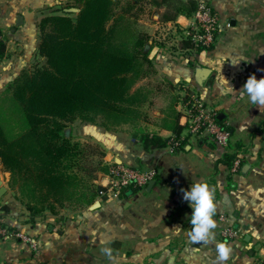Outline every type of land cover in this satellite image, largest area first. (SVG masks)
Instances as JSON below:
<instances>
[{
	"label": "crops",
	"instance_id": "0c3cea01",
	"mask_svg": "<svg viewBox=\"0 0 264 264\" xmlns=\"http://www.w3.org/2000/svg\"><path fill=\"white\" fill-rule=\"evenodd\" d=\"M68 1L0 0L5 46V58L0 60V91L19 71L36 63L40 19ZM190 1L216 11L219 40L199 52L183 49L180 41L195 13L167 23L153 17L150 56L154 75L172 88L173 117L166 119L165 111H158L157 123L154 118L152 124H145L162 139L174 137L172 128L183 127L184 101L194 96L223 116V125L230 130L231 150H222L209 137L193 142L185 129L180 134L182 146L174 153L167 148L144 151L125 132L103 131L105 162L139 171L155 170L150 191L145 187L130 197L97 198L94 210L88 207L70 213L63 209L57 216L30 219L28 213L9 210L2 216L3 223L30 236L38 248L32 251L20 240L0 241V264H218L217 242L231 247L226 264H255L263 258L264 112L247 98L241 101L234 91L238 92L250 75L264 77V0ZM17 17L20 25L15 27ZM145 80L136 87L148 84ZM183 93L187 95L181 98ZM238 144L247 148L242 158L247 169L230 174L219 158L233 153ZM198 181L215 191L213 219L217 227L213 230L215 240L207 243L190 240L191 208L182 199L181 189L187 190ZM219 216L226 222H220ZM225 225L235 232L233 238H220ZM105 248L112 250L111 259L102 251Z\"/></svg>",
	"mask_w": 264,
	"mask_h": 264
},
{
	"label": "trees",
	"instance_id": "16d2710c",
	"mask_svg": "<svg viewBox=\"0 0 264 264\" xmlns=\"http://www.w3.org/2000/svg\"><path fill=\"white\" fill-rule=\"evenodd\" d=\"M144 4L155 8L162 23L176 22L198 9L190 0H69L39 21L36 55L43 62L19 71L0 93V166L30 219L57 216L72 204L87 208L105 191L95 184L105 152L73 140L71 132L66 135L74 123L104 130L128 125L144 151L166 148L169 139L138 126L148 121L142 107L150 103V94L136 85L155 74L151 36L137 28L134 14ZM180 46L206 50L194 48L189 37ZM4 50L0 44V60ZM216 122L230 132L223 120ZM184 129L175 125L174 138ZM246 152L238 144L233 153L221 154L219 162L230 168ZM138 190L121 188L118 197ZM0 226L6 227L2 216Z\"/></svg>",
	"mask_w": 264,
	"mask_h": 264
},
{
	"label": "built area",
	"instance_id": "2783aa9c",
	"mask_svg": "<svg viewBox=\"0 0 264 264\" xmlns=\"http://www.w3.org/2000/svg\"><path fill=\"white\" fill-rule=\"evenodd\" d=\"M218 14L205 4H200L194 15V21L184 30V37H189L194 48H209L219 40ZM4 43V32L0 30V44ZM216 113L208 109L200 99L191 96L183 104L182 126L187 132L191 141L197 142L203 137L211 138L219 148L224 151L231 150V136L227 130L222 129L216 122ZM182 146V139L170 138L166 146L170 153H174ZM244 154L238 155L230 167V174H238L242 167ZM156 177L155 170L139 171L135 168L125 167L122 164L109 163L107 165L106 183L101 187L105 191L100 193L99 199L113 198L119 196L121 188L133 186L139 189L145 188L147 184ZM219 221L226 222L223 216H219ZM220 238L231 239L235 232L224 226L219 232ZM20 240L28 245L32 251L37 250L38 244L28 235L15 231H9L0 226V240ZM255 264H264V256Z\"/></svg>",
	"mask_w": 264,
	"mask_h": 264
},
{
	"label": "rangeland",
	"instance_id": "374dc122",
	"mask_svg": "<svg viewBox=\"0 0 264 264\" xmlns=\"http://www.w3.org/2000/svg\"><path fill=\"white\" fill-rule=\"evenodd\" d=\"M66 3L56 5L53 9L50 10H60L64 7ZM164 8V7H163ZM161 9L160 13H163L165 9ZM72 12H77V10H71ZM155 8H152L149 5H143V9H141V12L134 11V14L136 18H138L137 22V28L141 31L147 32L148 34H152V31L154 30L155 26L153 22V17L155 16ZM154 15V16H153ZM35 62V61H34ZM43 62V59H39L36 61V63L41 64ZM33 63L32 65H34ZM31 65V67H32ZM29 65L27 66L26 70H31V67L28 68ZM148 81L145 80L144 83L148 82V84L143 85L148 91H149V101L150 103L144 104L142 107V112L146 115V122H149L152 124V120L154 119L153 122H156V112L158 111H165L167 114L166 119L173 117V108H172V102H173V94H172V88L171 90L168 88V84H165L164 82L160 81L158 77H156L154 74H151L148 78ZM143 83V84H144ZM3 91H0L2 93ZM191 92V91H190ZM187 94H182L181 98H184ZM191 95V94H190ZM150 119V121H149ZM157 123V122H156ZM139 130L144 128L145 130H152L150 126H147L145 123H139ZM125 127L124 129L122 127H118L116 129H111V130H104L98 125H92V124H82L79 125L78 122H76L73 126H70L69 129L71 130V137L73 140H76L77 142L80 143H88L92 144L95 146H98L100 150H103L106 152L105 144L104 141V136H101V132L103 131H112L113 133H117L118 130H120L122 133L118 135H122L124 132L127 133V135L131 138H133V132L135 129L131 126H123ZM127 128V129H126ZM147 128V129H146ZM69 129L66 130V135H69ZM97 129V130H96ZM110 147L109 141H108V148ZM106 155V154H105ZM105 156L102 158V166H100V169L96 172V177L97 180L95 181V184L98 186H101L102 184L106 183L105 176L107 174V163L105 162ZM95 161H98V159H95ZM0 182L1 186L6 188V192L0 197V216H5L7 213H5L2 209L7 208L8 212L9 210H16L18 213L17 214H27L24 206L21 204L19 198H18V193L16 191V188L10 187L9 185V174L6 172H3V169L0 166ZM94 202L93 204H95ZM92 204V205H93ZM91 205V206H92ZM89 206V208L91 207ZM88 208V207H87ZM66 212H75V211H81L85 209V206L83 207H76L73 204L72 205H67L64 207ZM47 216V215H46ZM29 218V216H28ZM7 230L8 227H5ZM13 231V230H9ZM3 241V240H0Z\"/></svg>",
	"mask_w": 264,
	"mask_h": 264
},
{
	"label": "clouds",
	"instance_id": "9594fccd",
	"mask_svg": "<svg viewBox=\"0 0 264 264\" xmlns=\"http://www.w3.org/2000/svg\"><path fill=\"white\" fill-rule=\"evenodd\" d=\"M223 64V63H222ZM236 64V63H235ZM241 101H247L264 112V77L257 79L250 75L238 92H235ZM182 199L191 208L190 225L188 233L190 240L194 243H207L215 240L213 230L217 227L213 217L216 214L214 203L215 191L203 181L193 183L187 190L181 189ZM111 259V249L102 250ZM231 247L226 242H217L215 246L216 259L218 264H226L230 258Z\"/></svg>",
	"mask_w": 264,
	"mask_h": 264
},
{
	"label": "water",
	"instance_id": "95a60500",
	"mask_svg": "<svg viewBox=\"0 0 264 264\" xmlns=\"http://www.w3.org/2000/svg\"><path fill=\"white\" fill-rule=\"evenodd\" d=\"M19 25H20V17H17V21H16V23H15V27H18ZM13 32H14V30H13ZM206 73H207V72H206ZM222 117H223L222 115H218V116H217V119H218V120H221ZM246 169H247V166H243V167H242V172H245ZM154 184H155V181H154V180L150 181V182L147 184L145 190H146V191H150V189L153 187ZM5 192H6V188L3 187V186H1V182H0V197H1ZM97 206H98V203H95V204H93V205L90 207V209H91V210H94V209L97 208Z\"/></svg>",
	"mask_w": 264,
	"mask_h": 264
}]
</instances>
